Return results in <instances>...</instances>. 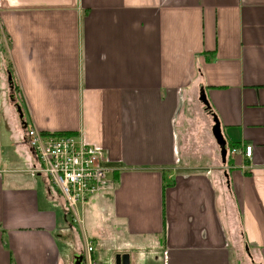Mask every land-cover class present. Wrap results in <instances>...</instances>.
Listing matches in <instances>:
<instances>
[{"label":"crops","instance_id":"crops-1","mask_svg":"<svg viewBox=\"0 0 264 264\" xmlns=\"http://www.w3.org/2000/svg\"><path fill=\"white\" fill-rule=\"evenodd\" d=\"M0 116V264L99 263L28 129L101 152L77 216L99 212L133 256L264 264V0H0Z\"/></svg>","mask_w":264,"mask_h":264},{"label":"built area","instance_id":"built-area-1","mask_svg":"<svg viewBox=\"0 0 264 264\" xmlns=\"http://www.w3.org/2000/svg\"><path fill=\"white\" fill-rule=\"evenodd\" d=\"M27 142L38 156L40 171L50 178L78 219L77 206L96 195L105 180L107 170L101 164V152L75 136L44 135L34 129H28ZM252 151L251 145L230 149V153L246 158H250ZM87 250L90 252L91 247ZM87 264H94L90 257Z\"/></svg>","mask_w":264,"mask_h":264},{"label":"rangeland","instance_id":"rangeland-1","mask_svg":"<svg viewBox=\"0 0 264 264\" xmlns=\"http://www.w3.org/2000/svg\"><path fill=\"white\" fill-rule=\"evenodd\" d=\"M4 122L2 120V117L0 116V131L1 136L4 135ZM1 144H5L4 149L9 150L12 149L13 146H9V140L7 139L6 135L5 137L0 138ZM8 140V141H7ZM90 199V198H89ZM88 199V200H89ZM85 203V202H84ZM87 212H84V209L82 212L79 211L80 217L78 219H75V216L72 215V213L69 210V216L70 220L73 224H81L82 227L78 225H74V227L83 235H87L88 237L93 233L97 239L94 240V252L98 254L99 256V263L98 264H113L114 257L116 254H123L125 252H131L132 259H130V264H159L158 260H153V254L157 253V250L153 248V246H147L145 244H141V246L144 248L146 247V250L139 249L140 253H144V257H140L137 255L136 257L133 256L136 252L130 248L129 242L130 240L126 239L125 236L116 233L115 230L108 224L104 227L103 225L98 224L99 220V212L93 211L90 206H87ZM79 220V221H77ZM83 224V225H82ZM122 230V229H121ZM115 235L116 237H112L111 235ZM110 238V239H109ZM108 239V240H107ZM111 239L113 242H111ZM71 242L69 241L68 246V257H71L72 251H71ZM88 238V243H89ZM61 245V242L59 243ZM131 244V242H130ZM65 246V242L63 243ZM134 246V244H131ZM150 245V244H149ZM90 246V244H88ZM66 247V246H65ZM65 252L67 249L64 250ZM115 252V253H113ZM71 253V254H70ZM159 255V251H158ZM73 256V255H72ZM137 258V259H136ZM139 259V260H138Z\"/></svg>","mask_w":264,"mask_h":264},{"label":"water","instance_id":"water-1","mask_svg":"<svg viewBox=\"0 0 264 264\" xmlns=\"http://www.w3.org/2000/svg\"><path fill=\"white\" fill-rule=\"evenodd\" d=\"M200 100L207 106V101L204 97V94L200 97ZM212 135L220 148V154L224 161L226 156L225 140L222 136L219 122L216 116L213 115V126L211 128ZM115 264H129L128 254H116L115 255ZM74 264H82V255H78L74 258Z\"/></svg>","mask_w":264,"mask_h":264},{"label":"trees","instance_id":"trees-1","mask_svg":"<svg viewBox=\"0 0 264 264\" xmlns=\"http://www.w3.org/2000/svg\"><path fill=\"white\" fill-rule=\"evenodd\" d=\"M208 110V108H206ZM50 135H71L70 133L68 132H64V133H53V134H50Z\"/></svg>","mask_w":264,"mask_h":264}]
</instances>
